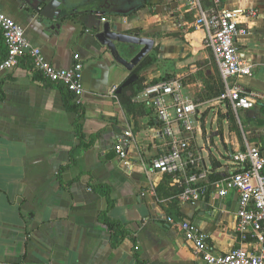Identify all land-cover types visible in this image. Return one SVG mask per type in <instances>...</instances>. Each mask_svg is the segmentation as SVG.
Wrapping results in <instances>:
<instances>
[{
    "label": "crops",
    "instance_id": "crops-1",
    "mask_svg": "<svg viewBox=\"0 0 264 264\" xmlns=\"http://www.w3.org/2000/svg\"><path fill=\"white\" fill-rule=\"evenodd\" d=\"M221 2L225 8L256 11L240 17L244 33L235 39L252 74L231 78L245 93L257 95L250 109L234 111L219 99L223 80L204 44V30L193 26L188 0H146L128 15L101 14L120 31L154 39L147 55L153 60L125 87L121 84L131 72L115 64L92 37V29L103 22L96 13L66 6L68 17L60 28L46 31L21 2L0 0V12L18 22L54 66L70 67L78 54L82 132L85 139L94 136L89 147H78L76 113L65 108L62 85L30 72L25 60L0 73V264H136V257L145 264H200L179 227L183 220L206 234L214 253L238 245L235 191L218 196L209 186L200 200L180 203V177L150 169L152 159L167 150L168 139L142 95L147 84L180 78L182 97L199 107L194 129L179 128L176 137L187 139L200 156L197 170L207 171L208 184L232 171L230 156L246 142L258 145L264 157V0ZM4 55L0 33V60ZM136 82L143 86L137 93ZM209 108L214 129L205 126ZM127 128L132 138L123 160L113 145ZM99 184L109 188L108 198L96 190ZM108 199L109 216L128 230L117 245L98 219Z\"/></svg>",
    "mask_w": 264,
    "mask_h": 264
},
{
    "label": "built area",
    "instance_id": "built-area-1",
    "mask_svg": "<svg viewBox=\"0 0 264 264\" xmlns=\"http://www.w3.org/2000/svg\"><path fill=\"white\" fill-rule=\"evenodd\" d=\"M188 3L194 12L193 26L204 30V44L211 50L223 80L224 88L219 99L227 101L234 111L253 108L257 95L245 93L231 78L252 74V64L243 60L235 39L244 33L238 27L240 17L253 16L256 11L225 8L221 0H211L207 6L202 0H188ZM0 33L5 45L0 73L14 69L25 60L30 72L64 86L74 95L75 101L80 102L84 85L83 66L78 54L73 55L70 67L54 66L41 48L28 39L24 28L3 12H0ZM181 91L180 78L150 83L142 90L161 123V135L168 139L167 150L152 159L150 169L180 177V203L200 200L209 186L218 196H225L232 190L237 193L234 230L238 245L228 252L214 253L199 227L186 220L179 223L185 241L200 264H264V157L260 148L246 142L243 150H236L230 156L232 171L225 178L208 184L207 171L197 170L200 156L193 152L187 139L176 137L179 128L184 131L194 129V116L199 107L198 103L183 98ZM111 94L115 95L114 90ZM131 138L132 132L127 128L113 145L115 153L123 160L127 158ZM168 221L172 219L168 217Z\"/></svg>",
    "mask_w": 264,
    "mask_h": 264
},
{
    "label": "water",
    "instance_id": "water-1",
    "mask_svg": "<svg viewBox=\"0 0 264 264\" xmlns=\"http://www.w3.org/2000/svg\"><path fill=\"white\" fill-rule=\"evenodd\" d=\"M18 1L30 10V15L38 19L46 31H57L68 17L67 5L63 0ZM96 14L99 20L104 19L101 14ZM102 21L101 24L92 29V37L97 45L102 48V52H108L115 64H120L131 72L121 84V87L128 86L138 78L133 70L153 49L154 39L138 33L120 31L117 25L110 21Z\"/></svg>",
    "mask_w": 264,
    "mask_h": 264
},
{
    "label": "trees",
    "instance_id": "trees-1",
    "mask_svg": "<svg viewBox=\"0 0 264 264\" xmlns=\"http://www.w3.org/2000/svg\"><path fill=\"white\" fill-rule=\"evenodd\" d=\"M66 5L70 8L71 6H77L82 11L86 13H98L106 15H128L136 11L138 6L146 4V0H63ZM74 10V8H72ZM104 17V16H102ZM153 60L152 57L147 56L142 60L133 70L136 74H139L140 70L148 63ZM36 76H39L36 74ZM134 92L137 93L142 89V85H138L137 82L134 83ZM63 91V103L68 111H74L76 113V118L74 121V128L76 136L79 140L78 147H89L94 139V136H89L85 139V135L82 132L81 118L83 113L81 112V105L75 101L74 95L64 86H61ZM70 163L74 162V155L70 154ZM215 179V178H212ZM96 190L109 197V188L106 185L99 184L96 186ZM108 208L104 211L99 212L98 219L106 224L110 232V241L113 245H117L122 239L128 236V230L126 226L109 216V206H111L110 200L108 199ZM136 248V247H134ZM136 264H145L142 260L136 257Z\"/></svg>",
    "mask_w": 264,
    "mask_h": 264
},
{
    "label": "rangeland",
    "instance_id": "rangeland-1",
    "mask_svg": "<svg viewBox=\"0 0 264 264\" xmlns=\"http://www.w3.org/2000/svg\"><path fill=\"white\" fill-rule=\"evenodd\" d=\"M214 115H215V113H214L213 109L209 108V114H208L206 121H205L206 128H212V129L216 128V122H215ZM223 129H224V126H223ZM212 149L215 152L216 149L215 148H212Z\"/></svg>",
    "mask_w": 264,
    "mask_h": 264
}]
</instances>
